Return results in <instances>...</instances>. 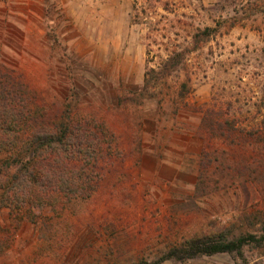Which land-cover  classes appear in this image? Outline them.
<instances>
[{"label":"rangeland","instance_id":"1","mask_svg":"<svg viewBox=\"0 0 264 264\" xmlns=\"http://www.w3.org/2000/svg\"><path fill=\"white\" fill-rule=\"evenodd\" d=\"M0 65L104 127L77 195L19 200L0 152V264H264V0H0Z\"/></svg>","mask_w":264,"mask_h":264},{"label":"trees","instance_id":"2","mask_svg":"<svg viewBox=\"0 0 264 264\" xmlns=\"http://www.w3.org/2000/svg\"><path fill=\"white\" fill-rule=\"evenodd\" d=\"M103 132V125L75 118L70 107L51 111L35 106L27 99L21 82L0 65V152L20 145L23 148V158H15L16 173L5 181L6 192L21 201L57 190L79 194V180L91 171V161L102 150ZM250 239L257 242L254 237ZM249 241L246 237L232 241L194 239L172 248L160 262L241 254Z\"/></svg>","mask_w":264,"mask_h":264}]
</instances>
